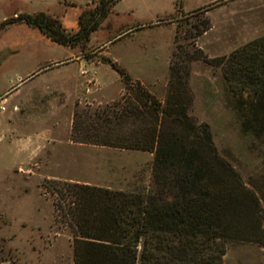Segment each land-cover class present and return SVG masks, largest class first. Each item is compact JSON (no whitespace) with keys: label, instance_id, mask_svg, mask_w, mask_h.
I'll use <instances>...</instances> for the list:
<instances>
[{"label":"rangeland","instance_id":"374dc122","mask_svg":"<svg viewBox=\"0 0 264 264\" xmlns=\"http://www.w3.org/2000/svg\"><path fill=\"white\" fill-rule=\"evenodd\" d=\"M90 1L91 9L101 2ZM179 1L125 0L118 6L123 26L154 23L139 31L136 39L114 40L106 47L123 68L146 79L145 84L139 82L162 104L169 89L171 65L180 68L181 81L190 91V115L198 125L210 128L227 171L238 175L228 177L216 168L217 189L230 203L239 197L244 201L236 223L241 235L228 246L225 264H264V135L243 127L225 76L233 54L249 50L264 38V0ZM40 9L37 0H0V26L16 17L14 11L35 14ZM205 22L211 29L200 36L198 30ZM170 24L175 26L173 32ZM9 26L0 28V40ZM111 28L104 25L96 31L87 50L92 61L101 53V43L116 36L117 31ZM133 52L135 57H131ZM142 67L147 72H141ZM101 74L110 93H116L121 84L119 75L108 66ZM177 79L173 83L180 81ZM62 93L59 91L53 100L45 99L50 114H45L43 124L52 130L55 143L25 169L0 170V264H75L72 233L56 210L54 198L42 187L46 180L126 192L151 188L154 154L78 143L85 135L75 129L76 117L114 102L99 107L74 106ZM124 94L123 89L115 102ZM244 99L256 101L251 93ZM258 225L260 231L256 232Z\"/></svg>","mask_w":264,"mask_h":264},{"label":"trees","instance_id":"16d2710c","mask_svg":"<svg viewBox=\"0 0 264 264\" xmlns=\"http://www.w3.org/2000/svg\"><path fill=\"white\" fill-rule=\"evenodd\" d=\"M121 1L101 0L83 12L77 33L42 12L20 14L0 28L25 23L89 57L93 33ZM210 29L205 22L198 35ZM101 62L119 75L125 94L112 105L76 117L75 129L85 135L78 143L154 154L152 185L148 191L126 192L46 180L42 187L72 233L74 263L225 264L228 246L241 235L236 223L244 201L239 197L230 203L217 189L216 168L228 177L238 175L227 171L210 128L190 115V91L180 68L171 65L162 104L117 62L105 56ZM229 64L225 76L235 95L233 107L246 131L264 135V38L233 54ZM174 78L180 81L173 83ZM247 93L256 101H245Z\"/></svg>","mask_w":264,"mask_h":264},{"label":"crops","instance_id":"0c3cea01","mask_svg":"<svg viewBox=\"0 0 264 264\" xmlns=\"http://www.w3.org/2000/svg\"><path fill=\"white\" fill-rule=\"evenodd\" d=\"M37 1L42 8L37 13H46L60 20L63 27L71 33L79 31L80 16L91 9L92 4L90 0ZM124 1L113 8L100 27L112 25L111 30L117 31V34L113 40L101 43L102 51L97 57L99 61L86 57L80 48L54 43L39 29L25 23L13 24L3 31L0 53L4 57L1 56L0 59V71L4 69V83L0 86V99L6 100V111H0V170L25 169L34 158L55 143L52 130L43 124L45 114H50V109L45 104L48 102L45 100L47 97L53 100L62 91L63 97L67 98V102L74 103V106L93 107L107 105L119 99L124 89L121 79L116 93L111 94L101 74L103 69L110 67L101 62L104 56L120 65V59L113 57L106 46L114 40L121 41L128 37L136 39L139 31L154 23L123 26L118 6ZM17 14L24 13L13 12V16ZM174 28V24H170V31L173 32ZM95 33L89 45L93 43ZM53 47H59L60 50ZM122 55L126 56V53L123 52ZM135 56L133 52L131 57ZM125 68L135 80L145 84L146 79L133 75L128 67ZM140 71L147 72L143 67ZM151 72L154 74V69Z\"/></svg>","mask_w":264,"mask_h":264},{"label":"built area","instance_id":"2783aa9c","mask_svg":"<svg viewBox=\"0 0 264 264\" xmlns=\"http://www.w3.org/2000/svg\"><path fill=\"white\" fill-rule=\"evenodd\" d=\"M0 111L2 112L6 111V100L4 98L0 99Z\"/></svg>","mask_w":264,"mask_h":264},{"label":"water","instance_id":"95a60500","mask_svg":"<svg viewBox=\"0 0 264 264\" xmlns=\"http://www.w3.org/2000/svg\"><path fill=\"white\" fill-rule=\"evenodd\" d=\"M97 61H99V58H97Z\"/></svg>","mask_w":264,"mask_h":264}]
</instances>
